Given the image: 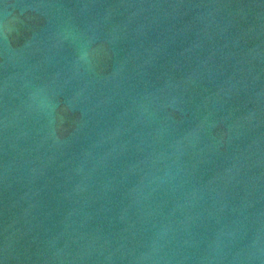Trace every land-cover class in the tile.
<instances>
[{
    "label": "water",
    "instance_id": "95a60500",
    "mask_svg": "<svg viewBox=\"0 0 264 264\" xmlns=\"http://www.w3.org/2000/svg\"><path fill=\"white\" fill-rule=\"evenodd\" d=\"M0 264H264V0H0Z\"/></svg>",
    "mask_w": 264,
    "mask_h": 264
}]
</instances>
